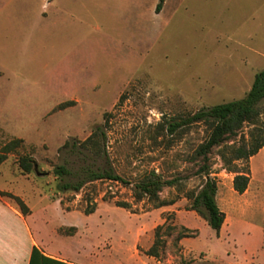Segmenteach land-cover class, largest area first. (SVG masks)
<instances>
[{
    "label": "rangeland",
    "instance_id": "374dc122",
    "mask_svg": "<svg viewBox=\"0 0 264 264\" xmlns=\"http://www.w3.org/2000/svg\"><path fill=\"white\" fill-rule=\"evenodd\" d=\"M158 2L0 0V152L22 140L0 164V188L34 209L31 223L45 238L72 235L54 240L61 249L84 256L115 249L135 264L128 255L146 258L157 227L166 222L176 229L165 227L160 256L148 257L189 262L193 256L184 259L176 241L182 226L200 232L202 241L215 233L187 210L185 197L203 183L196 174L200 161L192 154L208 135L206 125L172 134L166 121L248 93L264 69V0H165L157 12ZM98 126L106 132L105 145H82ZM24 155L37 160L33 172L20 169ZM91 156L101 165L100 156H108L131 182L152 170L165 179L178 177L176 186L160 193L177 201L156 208L146 199L136 201L130 186L110 181L80 192L59 191L55 166L78 169L85 158L93 162ZM255 156H264V148ZM210 158L212 176L229 194L234 173L224 168L218 147ZM254 164L263 179L258 158ZM89 199L97 208L85 215ZM115 200L131 202L132 209ZM229 225L228 220L225 228ZM209 258L203 251L193 260L220 264Z\"/></svg>",
    "mask_w": 264,
    "mask_h": 264
},
{
    "label": "trees",
    "instance_id": "16d2710c",
    "mask_svg": "<svg viewBox=\"0 0 264 264\" xmlns=\"http://www.w3.org/2000/svg\"><path fill=\"white\" fill-rule=\"evenodd\" d=\"M164 2L165 0H159L156 7L157 12L162 9ZM263 114L264 69L256 74L251 89L244 97L205 106L192 114L181 117L180 120L166 121L167 130L172 134L180 128L190 127L193 124L206 125L208 135L194 149L192 154L193 160L200 161L196 174L202 177L203 183L198 189H192L186 192L185 197L189 201L186 208L187 210L196 211L203 217L216 234L220 233L226 215L217 203L218 180L212 176L213 171L210 154L214 148L218 147L224 168L234 173V189L239 193L245 192L251 180L250 158L255 156L264 147ZM246 126H249L248 132L242 133ZM21 141L20 139H16L2 147L0 164L8 159V154L18 147ZM105 141L106 132L104 127L98 126L81 144L104 146ZM66 145L74 148L78 144L76 142H66ZM100 157L105 158L102 165L97 164L95 160L97 156H91L90 158L93 159V162L87 163V158H85L84 160L86 161L78 169H72L66 163L55 166L54 174L58 179L57 189L62 192H80L88 184L98 181H110L130 186L136 201L146 199L148 202H153L156 208L171 205L177 201V198H162L160 193L167 186H176L180 181L178 177L165 179L161 174L152 170L145 173L136 182H131L118 174L107 162L108 156ZM18 165L24 173L33 172L38 167L37 160L33 156L28 155L20 156L18 158ZM0 195L12 198L23 214L27 215L31 212L30 207L20 196L1 190ZM106 196L105 194V199ZM110 198L112 199L113 196ZM114 203L118 207L128 210L132 209V203L129 201L115 200ZM96 208L97 201L89 199L88 205L83 210V213L90 215L95 212ZM164 228L168 231L169 229H176V225L166 226V222H164L157 227L155 231V242L146 252L147 255L160 256V244L162 242V230ZM195 232L191 228L182 226V229L178 231L176 241L178 242L185 236H192ZM33 251H36V248Z\"/></svg>",
    "mask_w": 264,
    "mask_h": 264
},
{
    "label": "crops",
    "instance_id": "0c3cea01",
    "mask_svg": "<svg viewBox=\"0 0 264 264\" xmlns=\"http://www.w3.org/2000/svg\"><path fill=\"white\" fill-rule=\"evenodd\" d=\"M256 158L261 165L260 173L264 174V156H252L249 162L251 180L245 192L239 193L234 189V176L229 194L222 192L218 183L216 199L226 215L220 233L215 232L208 240L202 241L200 232H195L178 241L184 248V259L193 256L189 262H179L174 256L156 261L148 257L150 255L143 258L138 252L128 257L135 264H196L193 259L205 251L210 254V260H217L220 264H264V177L259 179L255 175ZM0 190L9 192L2 188ZM30 209L31 212L25 215L16 203L0 195V264H129L123 260V254L115 249L109 252L99 250L97 253L92 250L90 256H84L82 251L57 247L54 244L56 238L66 240L73 239V236L45 238L41 227L34 228L31 223L35 211ZM178 212L181 215V210ZM196 220L206 221L203 217ZM228 220L230 225L225 228ZM34 248L36 251H33Z\"/></svg>",
    "mask_w": 264,
    "mask_h": 264
}]
</instances>
